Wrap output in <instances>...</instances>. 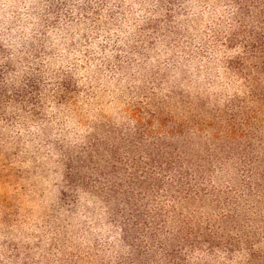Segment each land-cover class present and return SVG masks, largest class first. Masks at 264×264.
Wrapping results in <instances>:
<instances>
[{
  "label": "rangeland",
  "instance_id": "rangeland-1",
  "mask_svg": "<svg viewBox=\"0 0 264 264\" xmlns=\"http://www.w3.org/2000/svg\"><path fill=\"white\" fill-rule=\"evenodd\" d=\"M152 2L129 30L120 0H51L41 44L61 16L104 37L99 91L42 65L0 84V264H264L262 9Z\"/></svg>",
  "mask_w": 264,
  "mask_h": 264
},
{
  "label": "clouds",
  "instance_id": "clouds-1",
  "mask_svg": "<svg viewBox=\"0 0 264 264\" xmlns=\"http://www.w3.org/2000/svg\"><path fill=\"white\" fill-rule=\"evenodd\" d=\"M50 2L51 0H0V65L7 62L14 65V71L4 74L0 84L11 91L13 87L20 85L21 78L30 69L34 70L37 65H42L44 75L49 79L54 78L57 73H71L82 78L79 82L86 89L90 84L93 85L89 91H99L95 87L102 78L99 61L93 62L88 57L98 54L91 50L104 37L94 40L95 32L91 29L77 26V31L76 27H71L70 22L61 16L62 27L56 30L59 36L55 42L41 44L43 33L53 35L49 22L55 19V14L48 11ZM76 2L83 3L84 0ZM120 3L128 17L125 27L143 23L153 15L151 9L156 7L152 0H120ZM179 7L190 10L188 16L194 23L198 22L195 16L197 12L205 16L208 24H213L215 15L218 14L211 11L215 7L214 0H184ZM75 14L73 10L72 15ZM85 32L88 35L81 38V33ZM85 39L91 43L85 44ZM41 47L48 50L47 54L40 51Z\"/></svg>",
  "mask_w": 264,
  "mask_h": 264
},
{
  "label": "trees",
  "instance_id": "trees-1",
  "mask_svg": "<svg viewBox=\"0 0 264 264\" xmlns=\"http://www.w3.org/2000/svg\"><path fill=\"white\" fill-rule=\"evenodd\" d=\"M248 0H236L237 3H239V5L243 2H246ZM252 1L257 7H259V9H262L259 14L258 17L261 19H264V7L263 5L261 6V4H264V0H250ZM240 7V6H239ZM238 7V8H239ZM241 9L245 12H250L251 10V6L249 4H247L246 6H242ZM251 13V12H250ZM247 16V14H246ZM251 44H252V48L254 51H261L262 53H264V30L261 27L260 32L253 38L251 39ZM172 255L174 256V258H176L177 254L176 253H172Z\"/></svg>",
  "mask_w": 264,
  "mask_h": 264
}]
</instances>
